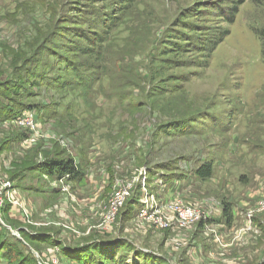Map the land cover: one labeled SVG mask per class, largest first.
I'll use <instances>...</instances> for the list:
<instances>
[{
	"label": "rangeland",
	"instance_id": "rangeland-1",
	"mask_svg": "<svg viewBox=\"0 0 264 264\" xmlns=\"http://www.w3.org/2000/svg\"><path fill=\"white\" fill-rule=\"evenodd\" d=\"M90 75L101 79L82 86ZM26 111L36 115L34 128L12 120ZM71 158L88 170L84 177L102 176L107 165L116 181L85 223L64 198L80 195L77 181L38 168ZM204 162L213 165L208 180L194 176ZM154 175L179 194L153 188ZM0 179L35 206L5 212V225L53 234L40 241L11 233L23 264H39L36 253L60 240L103 237H120L103 248L112 259L98 246L91 257L101 258L90 264H264V210L256 211L264 197V0H0ZM131 181L134 195L104 223L114 190ZM143 186L160 205H197L202 218L169 230L142 220ZM29 187L55 190L27 194ZM85 227L94 234L84 236ZM5 228L0 221V241ZM57 258L48 263L89 264Z\"/></svg>",
	"mask_w": 264,
	"mask_h": 264
},
{
	"label": "built area",
	"instance_id": "built-area-1",
	"mask_svg": "<svg viewBox=\"0 0 264 264\" xmlns=\"http://www.w3.org/2000/svg\"><path fill=\"white\" fill-rule=\"evenodd\" d=\"M36 115L32 111H26L24 115L17 118V124L27 127H35ZM147 173V172H146ZM142 179H146V175H143V171L140 173ZM63 179H66L63 178ZM63 179H60L63 181ZM8 183L0 179V221L3 226L7 227L10 233L17 235L21 238L20 233H17L12 229L11 226L5 225L1 220L2 210L8 201L10 203V211L12 209L21 210L23 209L25 213H28V210L23 206L20 201V198L14 191H9L7 187ZM118 189L114 190V193L109 201L107 206L106 214L103 216L102 221L106 224H111L115 221L120 209H122L127 200L134 195L136 184L135 181L127 182L123 185H119ZM140 195H142L138 200L139 212L136 214L142 220H152L154 225L158 226L161 229L169 230L177 226V228L190 227L193 226L197 221H199L203 212L200 211L197 205H193L187 201L175 199L170 205L161 204V201H156L153 192L148 191V189L143 186L139 188ZM156 195V194H155ZM264 210V197L258 203L256 211L260 212ZM30 220V219H28ZM61 248L57 246L56 248L49 249L48 253L39 255L37 258L39 264H49L48 261H53L54 263L58 262L57 253H60ZM0 264H6L5 261H1Z\"/></svg>",
	"mask_w": 264,
	"mask_h": 264
},
{
	"label": "trees",
	"instance_id": "trees-1",
	"mask_svg": "<svg viewBox=\"0 0 264 264\" xmlns=\"http://www.w3.org/2000/svg\"><path fill=\"white\" fill-rule=\"evenodd\" d=\"M124 1H128V0H124ZM117 6H122V3H118ZM223 18L225 20H230L231 23H233L234 17L233 18H227L226 17V13H223ZM113 23V20L110 21V23H106V25L109 24V26ZM100 38H96V40L94 39H89V44H94L97 45L98 43H100ZM184 49V48H183ZM182 49V50H183ZM177 50H181V48H175V50H170L167 49L166 51H168V54H170L171 52H176ZM101 68V67H100ZM73 70V69H72ZM75 71V70H74ZM81 72V71H79ZM81 78V84L82 86L85 87H92L94 86V82H99L100 81V77H98V79H96L97 77L90 75L89 78H85V77H80ZM20 82V80H19ZM20 89L17 90V92H19ZM38 114H43V110L40 109V112L38 111ZM17 116L12 117V120L17 119ZM39 171L44 174V175H48L51 176L53 178H58L63 179V178H67L68 181H79L81 180V178L84 176V174H86L85 170L79 169V165H77V162H75L72 158L71 159H61V160H48L45 161L44 163H40V165H38ZM162 171L159 172V174H161ZM150 172H147V174H149ZM156 175V174H155ZM155 175L153 177H147L149 180L150 178H152L153 181H156L157 178H160V184L158 185H152V187H156V188H167L169 186L170 189H173L174 193H178V191H180V187H176V183L174 182V184H170L169 180L164 178L163 176H158L155 178ZM194 176L198 179L201 180H208L209 178H212L213 176V165L211 163H207L204 162L201 165H199L197 168L194 169ZM24 177V176H23ZM21 177V178H23ZM162 177V178H161ZM179 180V179H177ZM181 181V180H179ZM168 185V186H166ZM150 189V188H149ZM151 190V189H150ZM179 194V193H178ZM2 214H4L5 212L10 214V203L7 201L6 205L4 206L3 210H2ZM133 214V212H132ZM223 217L224 220L226 221L227 224H230L233 220V212L232 209L229 205H224V210H223ZM11 226V225H10ZM25 231H20V235L21 233H24ZM36 237L40 240V241H46V240H52V236H50V234L48 232H40L38 231L36 234ZM33 236L30 234V237ZM40 236H44L42 239ZM2 237H4V239H1L0 241V262L1 261H5L6 264H23V262L26 261V257H23V259H18V257H20V253L16 252V246L11 245V243H8V238L11 237V233L9 232L8 229L5 228V231H3L2 233ZM40 237V238H39ZM112 236H107V238H110ZM32 238V237H31ZM106 237H103V239L101 238H94L92 240L89 241H84V242H80V243H76V244H70L68 245L67 243H58L56 245L61 247V251H60V255L62 257L63 260H65L66 262H72L73 261H79V260H83L84 263H93V260H91L92 258L95 259L96 261H99V257L98 255H94L91 257V254H93V250L95 247H102V250H100L106 257L111 258L112 254L107 256L105 252H103V248H114V245L119 242V238L120 237H115L114 240L113 239H105ZM34 239V238H33ZM38 239H34V240H38ZM15 248V249H14ZM14 249V250H13ZM143 250V249H142ZM143 251H147V250H143ZM14 256H17V258H14ZM112 259V258H111ZM114 260L119 261L120 258H116L113 257ZM92 261V262H91ZM89 263V264H90ZM96 264V262H95ZM145 264H148L145 262Z\"/></svg>",
	"mask_w": 264,
	"mask_h": 264
},
{
	"label": "crops",
	"instance_id": "crops-1",
	"mask_svg": "<svg viewBox=\"0 0 264 264\" xmlns=\"http://www.w3.org/2000/svg\"><path fill=\"white\" fill-rule=\"evenodd\" d=\"M108 163L109 162H107V164ZM92 166L93 165H91L89 167L91 170H92ZM106 168H107V165H106ZM105 169H104V173H103L102 176L99 175V174L96 175L95 177H93L92 175H89L88 177H84L83 176L81 178V180H79L76 183H74V184H77V187L76 188H78L77 191H75V192L76 193H79L80 195H74V193L72 192V190H69L70 191L69 192V195H64V198L69 201L68 209H69V211L71 213L85 215L86 217H88V218L85 217L84 221H82L84 223H85V220H86V222H88L91 218H93V217H89V216L96 214L98 206L99 207L100 206L103 207L104 204H103L102 201H106L109 198V195H106V194H107V192H109L111 186L112 185H115L114 183L116 181L113 180L114 179V175L112 173H110L109 171H106ZM69 184L72 186V183H69ZM166 186H168V185H166ZM25 189H26V193L27 194H29V193H36L35 191H37V190L38 191L44 190L45 193L48 194L49 191H54L55 190L54 188L34 189L33 187H29V188H25ZM166 191H169V193L166 192ZM159 192H166L167 193L166 194L167 198H170V196H173V194H174L173 189H170L169 186L167 188H162L161 187L159 189ZM49 193H51V192H49ZM21 198H22V196H21ZM26 206L27 207L24 206L26 209L28 208V209L33 210L35 208V206L31 203L30 200H27L26 201ZM65 211L66 210H64V209H61L60 210L61 214H63V215H65ZM73 211H75V212H73ZM28 213H29V211H28ZM10 214L11 215L16 214L15 210L12 209L10 211ZM16 220H20L19 217H16ZM30 223H32V222L30 221ZM87 227H88V225H87ZM87 227H85V230H84L85 233L88 232L87 233L88 235H84L86 237L94 234V233L91 234V232H92L91 231V228H87ZM15 229L17 231L20 230V231L28 232L29 234H31V235H33L35 237H36L35 234L39 231V230H30V229H27L26 226H19L18 228H15ZM49 234H50V236L53 235L51 233H49ZM96 239H98V238H96ZM61 242L65 243V244L67 243V242H64L63 240H60V243ZM67 244L70 245L71 243L68 242ZM60 254L61 253H59V252L57 253V255H60ZM63 262L66 263L65 260H63Z\"/></svg>",
	"mask_w": 264,
	"mask_h": 264
},
{
	"label": "water",
	"instance_id": "water-1",
	"mask_svg": "<svg viewBox=\"0 0 264 264\" xmlns=\"http://www.w3.org/2000/svg\"><path fill=\"white\" fill-rule=\"evenodd\" d=\"M17 236L19 237V234H17Z\"/></svg>",
	"mask_w": 264,
	"mask_h": 264
}]
</instances>
